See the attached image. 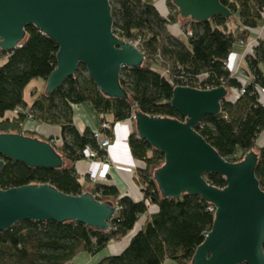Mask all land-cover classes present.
<instances>
[{"label": "trees", "instance_id": "16d2710c", "mask_svg": "<svg viewBox=\"0 0 264 264\" xmlns=\"http://www.w3.org/2000/svg\"><path fill=\"white\" fill-rule=\"evenodd\" d=\"M159 1H164L167 11H159ZM110 3L113 31L124 40L138 41L145 56L142 67L122 68L120 84L129 101L103 95L80 64L60 88L50 96L40 93L27 110L24 88L33 79L46 80L56 66L58 46L35 26L28 25L19 47L9 53L0 49V132H22V123L30 117L58 123L60 138L44 140L61 153L64 162L59 169H46L4 158L0 188L33 182L50 184L72 195L88 191L100 201H112L118 207L117 213L106 232L77 221H20L0 231V264H74L77 253L95 255L111 242L129 236L134 229L121 253L104 257L96 264H163L166 259L175 264H190L195 249L211 229L215 217L212 204L198 195L184 194L179 198L160 195L151 175L153 166L157 168L164 163V155L137 137L133 120L128 145L132 158L142 163L134 181L142 189L143 197L135 201L120 195L113 185L82 179L75 164L86 158V146L100 157L105 150L100 148L94 131L85 128L79 132L72 124L71 104L90 103L99 116H104L100 124L107 121L108 113L113 118L112 122L107 121L110 125L130 119L133 108L147 115L183 121L171 106L175 86L199 89L225 86L229 91L244 88L245 92L236 99L228 96V100H223L221 112L205 116L196 130L228 161H240L250 149L259 152L255 174L264 190V143L258 144L264 132V103L259 94V89L264 88V75L259 68V64L264 66V39H256L239 72L233 74L227 67L233 48L240 41L244 44L251 41L250 31L262 18L264 0H221L232 12L231 16L217 15L204 22L179 17L171 0H110ZM175 26L183 33L173 32ZM8 111L16 112V117H6ZM101 131L112 137L111 130ZM204 177L217 188L225 186V179L218 174ZM150 204L155 205L151 212Z\"/></svg>", "mask_w": 264, "mask_h": 264}, {"label": "water", "instance_id": "95a60500", "mask_svg": "<svg viewBox=\"0 0 264 264\" xmlns=\"http://www.w3.org/2000/svg\"><path fill=\"white\" fill-rule=\"evenodd\" d=\"M171 2L184 20L204 22L232 14L221 0ZM112 9L110 0H0V49L14 51L25 38V27L33 25L58 46L44 95L50 96L83 64L103 95L129 101L120 84L122 68L142 67L145 56L137 45L115 34ZM259 68L264 75V66ZM228 96L225 86H175L171 106L183 121L133 108L137 137L164 155V163L153 166L151 175L160 195H198L215 208L211 229L190 264H264V190L255 174L259 152L250 149L240 161H228L196 130L205 116L221 112ZM60 154L37 136L0 132V170L4 158L31 168L59 169L64 164ZM209 173L222 176L225 186L208 183L204 175ZM117 210L112 201H100L88 191L66 194L46 183L0 188V231L23 220H51L77 221L106 232Z\"/></svg>", "mask_w": 264, "mask_h": 264}, {"label": "crops", "instance_id": "0c3cea01", "mask_svg": "<svg viewBox=\"0 0 264 264\" xmlns=\"http://www.w3.org/2000/svg\"><path fill=\"white\" fill-rule=\"evenodd\" d=\"M262 18L264 19L263 13ZM261 30L264 33V23H258V26L250 31V34L253 35L251 37V41L263 38ZM244 53L245 48L241 45H236L233 48V53L230 55L229 65H233L237 62ZM243 61V64L245 65V59H243ZM243 64L240 63L242 67L244 66ZM45 83V80L42 79V82L34 85L27 95L25 94L24 88L23 96L26 102L27 110L30 109L35 98L42 92V90H44ZM261 100H264V96ZM71 110L72 124L79 132H83L85 128H89L92 131L99 129L101 122L100 116L90 103L83 102L71 104ZM16 114L17 113L14 111H8L5 113V116L15 118ZM105 117L107 121L112 122L113 118L111 114L108 113ZM23 129H25L26 132L36 133L35 136L40 139L53 138L54 140H58L61 136V126L58 123L40 122L37 119H26L22 123V130ZM131 131L132 121L123 120L116 122L113 124V128L111 130L112 140L110 146L106 150L104 156H99L100 159H104V162L98 163L97 159L84 158L76 162L75 168L82 179L89 178L91 181L113 185L118 189L120 195H126L131 197L133 200L138 201L143 197V192L134 181V165L128 145V136ZM263 143L264 132H262L258 138V144L261 145ZM148 209L154 210L155 205L150 204ZM132 232L133 231L130 232L129 236L120 241L111 242L104 250L95 255H89L83 252L77 253L74 256L73 263L96 264L104 257L121 253L127 245ZM163 264H175V262L170 259H166Z\"/></svg>", "mask_w": 264, "mask_h": 264}, {"label": "built area", "instance_id": "2783aa9c", "mask_svg": "<svg viewBox=\"0 0 264 264\" xmlns=\"http://www.w3.org/2000/svg\"><path fill=\"white\" fill-rule=\"evenodd\" d=\"M163 2H164V1H163ZM163 5H164L163 8H162L163 11H161V12H165V11H167V10H166L167 8H166V6H165V3H164ZM176 11H177V8H176ZM178 32L183 33V31H181V30H178ZM187 33L190 34L191 31L189 30ZM130 42H132V41H130ZM255 42H256V39H254L253 41H251V42H249V43H245V44H244L242 41L239 42L240 45L245 46V51H246V52H245V57H246L248 54H250V53L252 52V47H253V44H254ZM132 43H134L135 45L138 46V41H135V42H132ZM246 49H247V50H246ZM236 63H237V62H236ZM229 64H230V63L227 62V67L230 69V71H231L233 74H236L237 72H239V70H240V69H239V65L236 66V67H235V66L232 67V66H230ZM206 89H210V88H206ZM262 91H264V88H263V89H259L260 100H261V98H263V96H264V92H262ZM244 92H245V89H244V88H241V89H234V88H231L230 91H229V96H230L229 98H230V99H236L238 96H240V95L243 94ZM261 101H263V103H264V100H261ZM103 118H104V116H103V115H100V119H103ZM30 119H31V117H30ZM127 120L132 121V120H133V115H132V117H131L130 119H127ZM112 128H113V125H110L107 121L104 120V121L100 124V128L94 131V137L97 139L100 148H102V149L105 150V153H106V150L108 149V147L110 146V143H111L112 137L106 136L104 133H102L101 130H104V129L112 130ZM25 132H26V130L23 129V130H22V133L25 134ZM85 157H86V158H89V159H97V160H98V163H102V162H104V159H100L99 156H98V154H97V152H96L95 150H93L90 146H86V148H85ZM132 159H133V158H132ZM132 162H133L134 167H140V166L142 165L141 162L136 161V160H134V159H133ZM149 212H151L150 209H149Z\"/></svg>", "mask_w": 264, "mask_h": 264}, {"label": "rangeland", "instance_id": "374dc122", "mask_svg": "<svg viewBox=\"0 0 264 264\" xmlns=\"http://www.w3.org/2000/svg\"><path fill=\"white\" fill-rule=\"evenodd\" d=\"M161 1H159V2H157V5H158V9H159V11H163V4H164V2L162 1L161 3H160ZM263 15H264V12H263ZM259 23L260 24H262V23H264V19L263 18H261L260 19V21H259ZM230 27H233L232 25H230ZM173 32H175V33H178V29H177V26H175V27H173ZM261 35L263 36V38L262 39H264V33H263V31L261 30ZM178 34H182L181 32H179ZM181 36H183V35H181ZM253 36V35H252ZM244 48H245V46H244ZM235 50H236V48H235ZM247 50V49H246ZM246 52V51H245ZM243 59H245V53L243 54V55H241V58L240 59H238V61H237V63L235 62L233 65L231 64L230 66H232V67H236V66H238L239 65V69H241L240 68V63H242L243 64ZM232 62H234V61H232ZM244 65V64H243ZM242 67V66H241ZM121 75V74H120ZM42 82V79L41 78H37V79H34L33 81H31L29 84H27L26 86L27 87H25V94L27 95V94H29V92H30V90L32 89V87L34 86V85H36V84H40ZM44 90H42V92H43ZM41 92V93H42ZM262 92H264V91H262ZM137 168L138 167H134V174L136 173V171H137Z\"/></svg>", "mask_w": 264, "mask_h": 264}]
</instances>
